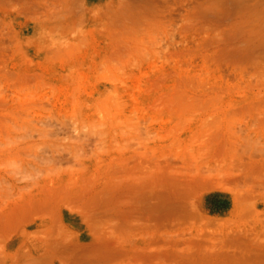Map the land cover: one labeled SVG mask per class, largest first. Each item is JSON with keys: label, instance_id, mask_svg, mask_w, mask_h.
Segmentation results:
<instances>
[{"label": "rangeland", "instance_id": "1", "mask_svg": "<svg viewBox=\"0 0 264 264\" xmlns=\"http://www.w3.org/2000/svg\"><path fill=\"white\" fill-rule=\"evenodd\" d=\"M263 149L264 0H0V264H264Z\"/></svg>", "mask_w": 264, "mask_h": 264}, {"label": "bare ground", "instance_id": "2", "mask_svg": "<svg viewBox=\"0 0 264 264\" xmlns=\"http://www.w3.org/2000/svg\"><path fill=\"white\" fill-rule=\"evenodd\" d=\"M245 21V20H244ZM208 22V21H207ZM202 23V22H201ZM152 24V23H151ZM227 26H228V24H227ZM236 28V27H235ZM163 32H164V30H163ZM231 32H233V31H231ZM235 33V32H234ZM183 35V34H182ZM255 36V35H254ZM167 37V36H166ZM195 37V36H194ZM239 37V36H238ZM232 38V37H231ZM229 39V38H228ZM240 39V38H239ZM240 40H242V39H240ZM231 42V41H230ZM239 42V41H238ZM215 43V42H214ZM236 43V42H235ZM232 44V43H231ZM230 44V45H231ZM140 45V44H139ZM189 45V44H188ZM225 45V44H224ZM219 46V45H218ZM226 46H227V44H226ZM226 46H222V47H226ZM221 47V48H222ZM151 49V48H150ZM213 49V48H212ZM224 49V48H223ZM149 50V49H148ZM129 51V50H128ZM219 51V50H218ZM150 52V51H149ZM125 53V52H124ZM177 53V52H176ZM127 54V53H126ZM122 56V55H121ZM128 55H126V57H127ZM132 56V55H131ZM134 56V55H133ZM136 56V55H135ZM169 56V55H168ZM206 56V55H205ZM223 56V55H222ZM178 57V56H177ZM217 57V56H216ZM225 57V56H224ZM132 58V57H131ZM226 58V57H225ZM194 59V58H193ZM242 60V59H241ZM247 60H245V62H246ZM122 62V61H121ZM124 62V61H123ZM220 62V61H219ZM189 63V62H188ZM248 63V62H247ZM221 64V63H220ZM252 64V63H251ZM149 66V65H148ZM151 66V65H150ZM188 67V66H187ZM201 67V66H200ZM252 67V66H251ZM161 68V67H160ZM229 68V67H228ZM244 68H246V67H244ZM255 69V68H254ZM199 70V69H198ZM199 72V71H198ZM221 72V71H220ZM175 75V74H174ZM167 77H168V75H167ZM217 77V76H216ZM135 78V77H134ZM179 80V79H178ZM253 82V81H252ZM180 83H182V82H180ZM136 84V83H135ZM138 84V83H137ZM223 84V83H222ZM231 84V83H230ZM78 85V84H77ZM136 86V85H135ZM235 86H237V85H235ZM137 87V86H136ZM83 88V87H82ZM196 88V87H195ZM261 88V87H260ZM75 89H78V87L76 88L75 87ZM136 89V88H135ZM174 89V88H173ZM262 89V88H261ZM137 90V89H136ZM222 90V89H221ZM214 91V90H213ZM83 92V91H82ZM81 92V93H82ZM180 92V91H179ZM228 92H230L229 90H228ZM238 92V91H237ZM241 92V91H240ZM243 92V91H242ZM85 93V92H84ZM175 93H177V92H175ZM234 93V92H233ZM217 94V93H216ZM219 94V93H218ZM90 95V94H89ZM76 96H78V93H77V95ZM86 96H87V94H86ZM75 97V96H74ZM232 97V96H231ZM190 99V98H189ZM193 100V99H192ZM230 100V99H229ZM21 101H22V99H21ZM163 101V100H162ZM179 101V100H178ZM183 101V100H182ZM216 101V100H215ZM188 102V101H187ZM260 103V102H259ZM7 105V104H6ZM17 105V104H16ZM24 105V104H23ZM158 105V104H157ZM188 105H190V104H188ZM227 105V104H226ZM166 107V106H165ZM188 107V106H187ZM23 108V107H22ZM158 108V107H157ZM161 109V108H160ZM27 111V110H26ZM216 112V111H215ZM33 113V112H32ZM232 113V112H231ZM122 114V113H121ZM36 115H39L38 113L36 114ZM141 115V114H140ZM143 115H144V113H143ZM33 116V115H32ZM250 116V115H249ZM181 117V116H180ZM28 120V119H27ZM149 120V119H148ZM179 120V119H178ZM33 122V121H32ZM45 122V121H44ZM138 122V121H137ZM163 123V122H162ZM190 123V122H189ZM205 123V122H204ZM215 123V122H214ZM226 124V123H225ZM40 125V124H39ZM260 126V125H259ZM188 128V127H187ZM261 129V128H260ZM47 130V129H46ZM50 130V129H49ZM135 130V129H134ZM179 130V129H178ZM227 132V131H226ZM252 133V132H251ZM137 135V134H136ZM220 135V134H219ZM221 136V135H220ZM248 136V135H247ZM200 137V136H199ZM164 139V138H163ZM207 139V138H206ZM205 139V140H206ZM216 140V139H215ZM228 141V140H227ZM139 142V141H138ZM205 142V141H204ZM243 142V141H242ZM218 143V142H217ZM228 143V142H227ZM171 144V143H170ZM219 145V144H218ZM163 146V145H162ZM197 146V145H196ZM228 146V145H227ZM79 147V146H78ZM125 147V146H124ZM218 147V146H217ZM225 147V146H224ZM219 148H221V146L219 147ZM218 148V150H220ZM76 149V148H75ZM223 149V148H222ZM238 149V148H237ZM122 150V149H121ZM218 150H216V151H218ZM264 150V149H263ZM132 151V150H131ZM252 151V150H251ZM219 152V151H218ZM198 157V156H197ZM247 157V156H246ZM218 158V157H217ZM146 159V158H145ZM159 159V158H158ZM181 159V158H180ZM96 160H97V158H96ZM145 162V161H144ZM148 162V161H147ZM204 162V161H203ZM219 162V161H218ZM114 163V162H113ZM211 163V162H210ZM241 163V162H240ZM151 164V163H150ZM156 164V163H155ZM248 165V164H247ZM254 165V164H253ZM198 166V165H197ZM238 166V165H237ZM166 167V166H165ZM254 167V166H253ZM197 168V167H196ZM250 168V167H249ZM248 168V169H249ZM252 168V167H251ZM113 169V168H112ZM253 169V168H252ZM140 170V169H139ZM156 170V169H155ZM251 170V169H250ZM120 171V170H119ZM122 171V170H121ZM127 171V170H126ZM125 171V172H126ZM123 172V171H122ZM125 172H123V173H125ZM129 173V172H128ZM135 173H137L136 171H135ZM148 173V172H147ZM178 173V172H177ZM127 174V173H126ZM171 174V173H170ZM123 176H125V175H123ZM122 176V177H123ZM193 176V175H192ZM216 177V176H215ZM201 178V177H200ZM132 180V179H131ZM186 181V180H185ZM184 181V182H185ZM202 181V180H201ZM127 182V181H126ZM238 189V188H237ZM254 191V190H253ZM239 196V195H238ZM239 198V197H238ZM175 199V198H174ZM236 199V198H235ZM242 199V198H241ZM263 199V198H262ZM237 200V199H236ZM176 201V200H175ZM233 201V200H232ZM250 201V200H249ZM248 202V201H247ZM235 203H237V202H235ZM246 203V202H245ZM241 204V203H240ZM251 204V203H250ZM252 205V204H251ZM178 206V205H177ZM174 207V206H173ZM175 208V207H174ZM173 208V209H174ZM253 210V209H252ZM168 211V210H167ZM173 213V212H172ZM165 214H166V212H165ZM257 214V213H256ZM158 217V216H157ZM179 217H182V216H179ZM166 218V217H165ZM174 218V217H173ZM19 219H20V217H19ZM171 219V218H170ZM169 219V220H170ZM165 220V219H164ZM22 221V220H21ZM157 221V220H156ZM171 221V220H170ZM20 223V222H19ZM160 223H162L161 221H160ZM158 224V223H157ZM167 224H169V222L167 223ZM225 224H227V223H225ZM159 225V224H158ZM165 225V224H164ZM203 226H204V223H203ZM211 226V225H210ZM159 227V226H158ZM166 227V226H165ZM181 227V226H180ZM199 227V226H198ZM201 227V226H200ZM205 227V226H204ZM221 227V226H220ZM150 228V227H149ZM153 228V227H152ZM151 228V229H152ZM157 228V227H156ZM203 228V227H202ZM223 228V227H222ZM170 236V235H169ZM168 236V237H169ZM196 236V235H195ZM242 236V235H241ZM168 237H166V239H167V241H168ZM227 237V236H226ZM146 238V237H145ZM193 238V237H192ZM229 239L230 238H227V240L229 241ZM224 240V239H223ZM237 240V239H236ZM195 241V240H194ZM228 241H225L224 240V242H227L228 243ZM261 241V240H260ZM170 242H171V240H170ZM173 242V241H172ZM192 242V241H191ZM197 242V241H196ZM223 242V241H222ZM224 242L221 244V245H223L224 244ZM169 244V243H168ZM191 245H192V243H191ZM198 245V244H197ZM262 245H264V244H262ZM251 246H253V245H251ZM200 247V246H199ZM240 247V246H239ZM220 248H221V246H220ZM224 249V248H223ZM222 249V250H223ZM264 249V248H263ZM188 250V249H187ZM189 251V250H188ZM220 251H221V249H220ZM122 252V251H121ZM226 252H227V250H226ZM145 255V254H144ZM215 255V254H214ZM132 256V255H131ZM140 256V255H139ZM142 256V255H141ZM197 256V255H196ZM206 256V255H205ZM240 256V255H239ZM135 258V257H134ZM137 258L139 259V257L137 256ZM142 258V257H141ZM147 258H149V257H147ZM210 258H212V257H210ZM214 258V257H213ZM238 258V257H237ZM217 258H215V260H216ZM216 261H218V260H216ZM210 262H212L211 260H210ZM192 263V262H191ZM255 263H257V262H255ZM215 264V263H214Z\"/></svg>", "mask_w": 264, "mask_h": 264}]
</instances>
